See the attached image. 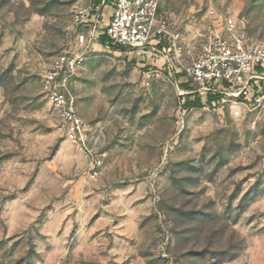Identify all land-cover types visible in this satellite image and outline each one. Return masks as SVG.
Masks as SVG:
<instances>
[{
	"label": "rangeland",
	"instance_id": "1",
	"mask_svg": "<svg viewBox=\"0 0 264 264\" xmlns=\"http://www.w3.org/2000/svg\"><path fill=\"white\" fill-rule=\"evenodd\" d=\"M94 3L0 0V264H264V101L184 107L196 86L162 54L78 43L73 12ZM161 6L187 44L219 16L264 43V0ZM67 50L84 56L71 87L95 177L42 90Z\"/></svg>",
	"mask_w": 264,
	"mask_h": 264
},
{
	"label": "built area",
	"instance_id": "2",
	"mask_svg": "<svg viewBox=\"0 0 264 264\" xmlns=\"http://www.w3.org/2000/svg\"><path fill=\"white\" fill-rule=\"evenodd\" d=\"M161 5L162 0H101L96 6H78L69 29L77 32L76 40L86 48L102 44L100 36L105 34L112 46L125 48L124 51L162 54L165 63L175 65L196 86L185 93H198L208 106L235 118L242 117L246 109L261 106L264 43L250 37L235 17L219 16L202 42L187 44ZM106 6L112 12L104 22ZM81 27L88 29L85 33L78 31ZM83 59L82 53L71 50L57 55L42 74V90L58 109L67 139L91 158V175L95 177L103 155L93 147L90 129L78 112L77 96L71 87V79Z\"/></svg>",
	"mask_w": 264,
	"mask_h": 264
},
{
	"label": "trees",
	"instance_id": "3",
	"mask_svg": "<svg viewBox=\"0 0 264 264\" xmlns=\"http://www.w3.org/2000/svg\"><path fill=\"white\" fill-rule=\"evenodd\" d=\"M100 3H101V0H95L94 6L99 5ZM100 41L103 45L109 44V45H111V47H113L117 50H123V51L125 50V48H122V47L119 48L116 46H112V44H110V40H109L108 36L105 34H102L100 36ZM181 75H184V73H181L179 76H181ZM183 86L186 89H190L188 91H192L191 86L189 84H187V82H185V84H183ZM184 97H185L184 107H186V108H190V107H194V106H201L203 103V98L198 93L189 92V93L184 94ZM210 99H211V97H210ZM208 101H210V100L208 99Z\"/></svg>",
	"mask_w": 264,
	"mask_h": 264
},
{
	"label": "crops",
	"instance_id": "4",
	"mask_svg": "<svg viewBox=\"0 0 264 264\" xmlns=\"http://www.w3.org/2000/svg\"><path fill=\"white\" fill-rule=\"evenodd\" d=\"M111 11H110V13L112 12V8L110 9ZM110 15V14H109Z\"/></svg>",
	"mask_w": 264,
	"mask_h": 264
}]
</instances>
